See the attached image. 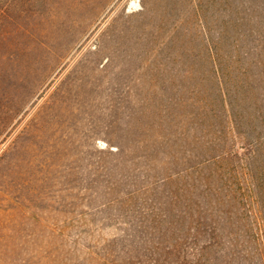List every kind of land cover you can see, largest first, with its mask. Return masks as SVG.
Masks as SVG:
<instances>
[{"label":"rangeland","instance_id":"1","mask_svg":"<svg viewBox=\"0 0 264 264\" xmlns=\"http://www.w3.org/2000/svg\"><path fill=\"white\" fill-rule=\"evenodd\" d=\"M0 264H264V0H0Z\"/></svg>","mask_w":264,"mask_h":264}]
</instances>
